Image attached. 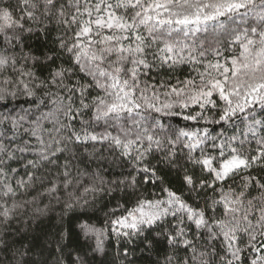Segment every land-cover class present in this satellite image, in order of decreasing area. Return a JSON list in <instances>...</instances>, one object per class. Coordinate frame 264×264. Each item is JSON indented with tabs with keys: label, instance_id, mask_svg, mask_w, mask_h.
<instances>
[{
	"label": "snow or ice",
	"instance_id": "1",
	"mask_svg": "<svg viewBox=\"0 0 264 264\" xmlns=\"http://www.w3.org/2000/svg\"><path fill=\"white\" fill-rule=\"evenodd\" d=\"M0 264H264V0H0Z\"/></svg>",
	"mask_w": 264,
	"mask_h": 264
}]
</instances>
